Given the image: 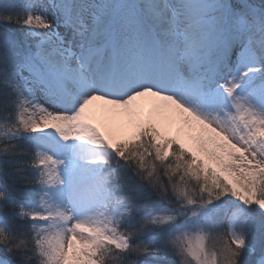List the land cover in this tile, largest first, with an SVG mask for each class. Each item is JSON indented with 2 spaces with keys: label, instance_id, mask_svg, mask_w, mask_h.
Masks as SVG:
<instances>
[{
  "label": "snow or ice",
  "instance_id": "6c2138e0",
  "mask_svg": "<svg viewBox=\"0 0 264 264\" xmlns=\"http://www.w3.org/2000/svg\"><path fill=\"white\" fill-rule=\"evenodd\" d=\"M0 264H264V0L0 3Z\"/></svg>",
  "mask_w": 264,
  "mask_h": 264
},
{
  "label": "trees",
  "instance_id": "16d2710c",
  "mask_svg": "<svg viewBox=\"0 0 264 264\" xmlns=\"http://www.w3.org/2000/svg\"><path fill=\"white\" fill-rule=\"evenodd\" d=\"M7 2V0H0V3Z\"/></svg>",
  "mask_w": 264,
  "mask_h": 264
}]
</instances>
